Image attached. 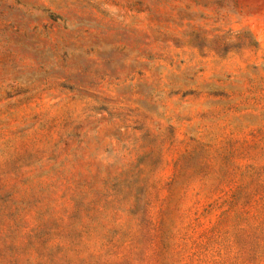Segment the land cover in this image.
<instances>
[{"label": "rangeland", "instance_id": "374dc122", "mask_svg": "<svg viewBox=\"0 0 264 264\" xmlns=\"http://www.w3.org/2000/svg\"><path fill=\"white\" fill-rule=\"evenodd\" d=\"M0 264H264V0H0Z\"/></svg>", "mask_w": 264, "mask_h": 264}]
</instances>
